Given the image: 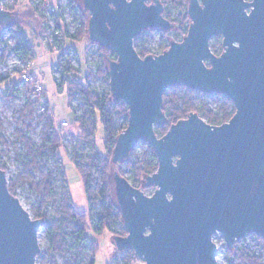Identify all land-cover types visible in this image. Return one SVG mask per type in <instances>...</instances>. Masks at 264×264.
I'll use <instances>...</instances> for the list:
<instances>
[{"label":"water","instance_id":"water-1","mask_svg":"<svg viewBox=\"0 0 264 264\" xmlns=\"http://www.w3.org/2000/svg\"><path fill=\"white\" fill-rule=\"evenodd\" d=\"M185 1L183 40L141 58L134 40L143 32L174 30L160 0H82L87 39L116 56L106 58L111 100L128 107L111 164L125 162L139 143L158 162L145 178L155 188L150 196L117 171L110 178L127 232L113 237L115 248L144 264H218L217 234L230 251L248 235L264 241V0ZM14 19L0 6L2 28ZM214 37L222 39L219 56L210 48ZM181 86L225 96L233 117L212 126L191 113L158 137L155 127L167 123L163 95ZM42 225L10 193L0 169V264H36Z\"/></svg>","mask_w":264,"mask_h":264},{"label":"trees","instance_id":"trees-1","mask_svg":"<svg viewBox=\"0 0 264 264\" xmlns=\"http://www.w3.org/2000/svg\"><path fill=\"white\" fill-rule=\"evenodd\" d=\"M19 1L12 0V5H16ZM43 1L40 0L37 10L40 9ZM160 1L164 6V17L173 23L174 30L167 33L160 31L161 43L155 52H151L140 37L136 38L134 48L141 58L162 54L168 48L171 39L177 40L187 34L190 25L187 13L188 3L185 0ZM67 3L70 7L76 5L75 0H67ZM8 11H13V9ZM51 16L58 24L57 32L60 35L58 42L63 48L67 47L68 43H79L87 37V19L82 13L77 16L79 25L73 34L67 32V26L63 29L60 25L59 22L62 18L60 14L53 11ZM15 39L16 44L13 49L7 42L0 43V62L5 63L11 51H14L20 58L34 60V50L28 45L27 40L21 37H15ZM69 46L72 48V45ZM92 46L97 48L96 52L99 54L95 72L104 81L103 93L89 84V79L86 77L88 70L84 69L80 62L78 67L63 66L58 63L57 69L61 72V83L56 85L58 90L62 89L63 84L68 85V102L72 111L71 102L74 93L80 96L84 105L80 115L73 112L75 123L80 126L79 134L66 133L64 138L68 140L72 149L71 162L81 176L88 204L87 211H78L71 199L61 153L63 138L56 130V123L49 108L39 117L42 122L39 146L28 139L23 130L15 132L18 142L22 143L25 148L26 155L20 160L21 168L17 177L9 180L8 189L13 196H16L18 184H29L31 190L39 194L36 203L31 207V213L33 219L43 221L41 228L51 242L49 251L41 253L37 257L36 264H57L53 255L64 252L72 254L71 262L75 264H95L99 245L87 236L88 231H92L95 236H101L104 232H108L113 237L127 235L113 199L109 173L116 139L128 125V107L122 101L113 102L111 100L106 58L116 60L115 54L111 50H103L96 44ZM210 48L216 56L221 55L223 53L222 39L220 37L212 38ZM76 57L80 61L79 55ZM13 74L20 76V73L16 71ZM9 90L10 87L7 86L5 91L9 93ZM33 99L34 95L26 91L24 104L18 111L21 121L26 120L27 113L31 115L33 112L35 107ZM216 102H220L219 106L213 107V103L216 104ZM162 110L166 115L167 123L164 126L155 127L158 137L165 135L171 125L186 119L191 113H196L212 126L227 123L235 113L233 103L225 96L206 95L183 86L170 88L164 93ZM99 122L105 135L104 155L98 153L94 139ZM24 128L29 129L30 126L24 125ZM141 145H145V152L141 159L133 158L119 164L123 165L128 172L126 176L123 172L120 175L124 176L134 188L145 193L148 188L145 187L144 180L157 171L158 162L153 150L145 143H141ZM44 159L54 161L60 181L59 186L55 183L53 172L42 162ZM0 169L6 172V167L3 164H0ZM142 185L143 188H141ZM48 207H51V210H48ZM53 218L56 220L54 221ZM66 225H68L69 231L63 234L62 229ZM117 225L119 229L115 228ZM67 240L76 249L77 255L66 249ZM252 240L257 243L256 249H251L245 239L236 243L234 251L227 249L224 244L227 258L231 264H263L264 241L254 235H252ZM123 255V264L134 262L135 256L132 252L124 251ZM113 264L119 263L115 261Z\"/></svg>","mask_w":264,"mask_h":264},{"label":"rangeland","instance_id":"rangeland-1","mask_svg":"<svg viewBox=\"0 0 264 264\" xmlns=\"http://www.w3.org/2000/svg\"><path fill=\"white\" fill-rule=\"evenodd\" d=\"M39 3L40 0H20L13 6L12 0H0L1 8L6 11L12 8L13 11L10 12L15 15V19L12 23L0 29V43L7 42L9 47L13 49L16 44L15 37L25 38L28 45L33 48L35 53V59L30 61L20 58L14 51H11L5 63L0 62V164L6 167L5 173L9 184V180L11 181L13 178L17 177L21 168L20 160L26 155L23 144L17 140L16 131L23 130L24 135L34 144L38 146L41 144L42 122H40L39 117L42 115V110L39 103L35 104L31 115L27 113L25 121L20 120V114L18 112L21 110L25 101V85L19 79V75L13 73H15V71L20 73L25 67L29 66L32 68L31 73L35 81L43 86L44 96L56 125L63 121L67 122L69 125L67 128L59 130L63 138L61 153L63 156L64 168L74 207L78 211H87L88 204L81 176L71 162L72 149L68 140L64 138V134L66 133L79 134L80 126L75 123L74 113L80 115L84 105L80 96L74 93V98L71 102L73 111L69 107L67 95L68 85L63 84L61 90H58L56 86L58 83H61V72L57 69V64L78 67L80 62L84 69L88 70L86 77L89 79V84L103 93L104 81L98 77L95 72L99 54L96 52L97 48L92 46L93 44H91L87 37L79 43H68L65 48L58 42L60 35L59 32H57L58 24L51 16L53 11L62 16L59 22L62 28L64 29V27L67 26V32L73 34L79 25L77 17L79 13H82L87 20L89 17V14L83 11L82 0H75L76 5L73 7L68 5L67 0H44L40 9L37 10ZM169 37H171V35H169ZM140 38L151 52H155L161 43V32L145 31ZM69 45H72V48ZM76 55H79L80 61H78ZM7 86L10 87L9 93L5 91ZM219 103L220 102H216V104L213 103V107L219 106ZM24 125H29L30 128L26 129ZM94 139L96 140L98 153L104 155L105 135L100 122L98 123L97 134ZM144 152L145 145L139 143L126 161L133 158L141 159ZM42 162L53 172L55 183L59 186L60 181L57 176L54 161L52 159H44ZM115 171L119 172V174L123 172L125 176L128 175L127 170L121 164H111L110 176H112ZM111 187H113L112 183ZM143 187L142 185L141 188ZM154 191V187H148L145 194L150 196ZM112 194L115 201L114 193ZM15 195L33 219L31 207L36 203L39 194L31 190L29 184H18ZM48 210H51V207H48ZM53 220L55 221L56 218H53ZM115 228L119 229V226L117 225ZM68 231L69 227L66 225V227L62 229V233L65 234ZM87 236L95 240L99 245V253L96 257L95 264H113L115 261L119 264H123V252H118L116 250L111 234L104 232L101 236H95L92 231H88ZM213 241L218 247V264H231L227 258L224 241L221 235H215ZM245 241L251 249H256L257 243L252 240V235H248ZM38 244L40 247V254L49 251L51 247V242L42 228H40L38 232ZM66 244L67 250H71L73 254H78L69 240L66 241ZM259 252H261L260 249ZM71 255L70 252H64L56 253L53 256L57 264H75L71 262ZM262 256L264 264V253ZM131 264H144V261L141 258L135 257L134 262Z\"/></svg>","mask_w":264,"mask_h":264},{"label":"built area","instance_id":"built-area-1","mask_svg":"<svg viewBox=\"0 0 264 264\" xmlns=\"http://www.w3.org/2000/svg\"><path fill=\"white\" fill-rule=\"evenodd\" d=\"M184 37L185 36L180 37L178 39L182 41ZM169 43H168V47H169ZM31 69L32 68H30L29 66L25 67V69L22 72H20L19 79L25 85V90H24L25 94H26V91H28L31 95H34L33 101L35 102V104L39 103V106L41 107L42 114H43L48 108L47 101L44 96V89L41 84L35 81L34 77L32 76ZM68 126L69 125L67 122H64V121L59 122L58 125H56V130L59 133V130L65 129Z\"/></svg>","mask_w":264,"mask_h":264},{"label":"flooded vegetation","instance_id":"flooded-vegetation-1","mask_svg":"<svg viewBox=\"0 0 264 264\" xmlns=\"http://www.w3.org/2000/svg\"><path fill=\"white\" fill-rule=\"evenodd\" d=\"M245 1H246V2H251L252 0H249V1H248V0H245ZM219 126H220V125H219Z\"/></svg>","mask_w":264,"mask_h":264}]
</instances>
